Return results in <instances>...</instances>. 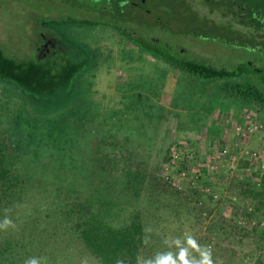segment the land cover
I'll list each match as a JSON object with an SVG mask.
<instances>
[{
    "label": "rangeland",
    "instance_id": "rangeland-1",
    "mask_svg": "<svg viewBox=\"0 0 264 264\" xmlns=\"http://www.w3.org/2000/svg\"><path fill=\"white\" fill-rule=\"evenodd\" d=\"M195 1L144 0L141 10L130 8L132 36L155 40L154 46L161 41L171 48L177 44L190 58L246 50L264 68V46L249 50V36L227 22L211 23ZM90 2L0 0V51L6 58H34L41 34L59 39L66 50L71 49L70 39L95 52L94 65L73 87L74 97L62 102H37L0 81V148L24 180L28 197L24 221L16 223L21 229L13 234L42 254L38 264H100L75 244L73 235L74 241L67 243L60 221L73 224L64 210L82 202L85 193L105 196L106 187V203L93 208L110 204L116 210L108 217L113 224L133 212L141 214L147 226L145 264H156L169 253L178 258L181 249L196 264L199 252L189 246V238L211 249L216 243L222 253L233 247L230 242L250 241L244 231L230 236L226 223L264 227V214L247 218L243 212L253 207L264 211V197L240 194L248 185L262 190L264 115L222 103L221 80L193 82L111 28L66 26L68 38L63 37L56 24L69 16H86L85 8H93ZM43 19L56 28L43 25ZM55 82L53 91L62 94V84ZM249 124L252 130L244 134ZM59 177L67 183L60 185ZM94 185L104 189L92 191ZM211 199H220L218 208ZM62 200L67 208H59ZM217 222L224 234L215 233ZM241 245L242 254L253 248Z\"/></svg>",
    "mask_w": 264,
    "mask_h": 264
},
{
    "label": "trees",
    "instance_id": "trees-1",
    "mask_svg": "<svg viewBox=\"0 0 264 264\" xmlns=\"http://www.w3.org/2000/svg\"><path fill=\"white\" fill-rule=\"evenodd\" d=\"M116 11L117 10H115V12ZM111 15L116 16L117 13H111ZM102 16H104V14ZM113 16L108 18L104 17V20L107 19L109 22L116 21L114 23H117L118 21L115 20ZM41 21L45 26L55 27L46 19ZM86 23L88 25L90 24L88 21H86ZM80 25L82 26V19L73 16L66 17L56 24L57 31L65 38H68L67 33L64 31L66 26L76 27ZM115 26L119 29L121 25L115 24ZM58 27H60V29ZM119 33L122 34V32ZM68 42L72 53L76 54H70V62L62 67L58 65H49L46 60L36 58H27L24 60L8 59L0 51V81L10 82L22 92L24 97L39 100L37 102L49 103L54 100L62 102L64 98L67 99L68 96L72 95L73 87L77 79L94 65L93 53L95 52L88 49L84 44H82V46L78 45L74 40L72 41L69 39ZM133 44L141 47L137 40H135ZM82 54L86 58L83 62ZM153 55L159 57L157 53ZM184 61L186 63L182 68L187 71L190 80L196 82L197 80L193 77L194 70L202 66L190 60ZM167 62L176 68L180 67L175 59L168 60ZM230 76L231 77L226 80L221 79L222 77L220 76H217V78L215 77V80H221L222 82L218 88L221 93H223L218 97L219 100L222 103L225 102L226 104L235 105L237 108H241V110H250L256 114L260 112V114L264 115V71L255 74V76L251 74L239 80L234 79V72L231 73ZM210 77L211 76H209V78ZM55 80H58L59 83L62 84V89L60 91L62 94L53 91L54 87H56L55 85H57ZM51 91H53V93H51ZM72 96L74 97V95ZM43 114L47 115L48 112ZM89 178L90 177H87L83 182H88ZM96 180L101 182V180ZM59 182L60 185H65V183H67L65 180L61 181L60 177ZM72 183H74V181ZM261 184L262 190L257 189L258 191H255L248 185L240 194L250 198L256 196L264 197V180ZM100 185L102 186L103 183L101 182ZM100 185H94L95 187H93L92 191H99ZM103 192L105 196L99 193L95 194L90 192V194H86L83 192L85 193V198L82 202L74 203L69 209L67 208L68 205L62 200L63 202L60 203L59 208L62 209L61 205L67 208L64 210L65 214H62L74 221L73 224H69L64 220L60 221L63 222L62 225L66 228L64 233L65 235L67 234L65 236L67 243L70 244L74 241L73 238H71L73 235L75 237V244L79 243V245L86 250L91 257L98 260L100 264H145V249L147 245L146 242H148L145 235V228L147 226L141 219V214L136 211L118 224L111 223L108 217L112 219L111 217L116 214V210H110V206H108L110 204H108L107 207H101L99 209L93 208L94 204L100 205V203H106V187ZM26 193L24 180L20 177L19 173L14 172L11 165L5 160L4 152H2L0 148V224H3L4 219L7 217L17 228L13 229L15 227L10 226L7 229H0V264H26V261L31 258L36 259L39 263V256L42 255L39 251L36 252L34 250L33 244L27 245L21 238H18L17 234H13L15 230L18 231V229H21L16 223L19 220L24 221L22 218V207L26 206L24 205L28 199ZM211 200H213L214 203L217 202L216 208H218L220 199ZM260 209L259 207H253L243 212L247 218H250L257 213L261 215L264 214V211ZM217 210L218 209H216V211ZM27 217H29V214ZM28 220L29 219H25V226L30 222ZM218 223L219 222L215 223L213 226L215 233L217 235L221 233L224 234L226 232L224 226H222V224L218 226ZM226 225L229 227L230 236L233 237L234 233L240 230V232H245V236L250 235L251 239L248 242L246 241V243L242 241H240V243L230 242L233 247H228L225 249L224 253H222V250L220 251L218 245L214 243L211 249L214 264H264V227L258 228V225L253 224L248 227H243V225H236V222L232 224L226 223ZM25 226L22 227V231L26 228ZM41 231L47 233V230ZM229 234H227L226 237ZM47 235H49L50 238L54 236V234L50 232L47 233ZM62 236L64 235L62 234ZM241 244L252 245L253 248H249L248 251L242 254L241 248L245 245ZM201 247L203 248V246ZM235 247L239 249V251H235L233 249ZM219 255H221V257ZM217 257H219V259H217ZM188 259L191 261L190 258ZM199 259L200 255L197 258L195 257V263Z\"/></svg>",
    "mask_w": 264,
    "mask_h": 264
},
{
    "label": "flooded vegetation",
    "instance_id": "flooded-vegetation-1",
    "mask_svg": "<svg viewBox=\"0 0 264 264\" xmlns=\"http://www.w3.org/2000/svg\"><path fill=\"white\" fill-rule=\"evenodd\" d=\"M93 8H85L87 15L82 14V29H92L105 26L113 29L116 32H122L125 38L132 43L137 40L140 49L149 54H156L159 56V60L167 62L168 60L175 59L179 63L180 67L177 68L178 72H184L187 75V71L183 69L185 65L184 60H190L202 67H197L194 70L193 77L196 82L203 84L209 83L215 80L217 76L222 77L221 79H229L231 73H235L234 79H241L248 75L259 74L264 71L262 64L253 56V54L246 52V50L238 51L232 53V56H214L208 55L207 58L201 56L193 58L189 57L186 49L180 48L177 44L174 48L168 47L167 43L158 42L157 46H154L155 40L148 39L147 42L140 41V39H135L132 34L134 30L131 29V25L134 24V13H131L130 8L133 12L141 10V2L135 0H90ZM199 9L205 12L208 20L213 22H227L229 25L233 26L236 30L249 36L250 45L253 46L249 48L251 51H256L264 46V1L263 0H196ZM215 5L217 6L215 9ZM115 10H117L115 12ZM148 12L143 10V12ZM111 13H117L113 16ZM108 18L113 16L117 23L105 19L101 20L102 15ZM120 17V18H118ZM129 17V18H125ZM100 19V20H98ZM126 19V21H125ZM90 23L89 25L86 23ZM120 22V23H119ZM114 23V24H112ZM115 24L121 25L118 29ZM42 43L39 47H36L34 58L46 60L49 65H58L62 67L64 63L70 62L69 55L71 54V49L66 50L64 45L61 44L59 39L46 38L43 34L40 35ZM248 38V37H247ZM154 41V42H153ZM45 43V45H43ZM42 45V46H41ZM255 46V47H254ZM246 52V53H245ZM68 55V57H67ZM215 57V58H213ZM86 58L82 54V62ZM66 63V65H67ZM209 76H211L209 78ZM220 80V79H218ZM206 81V82H205Z\"/></svg>",
    "mask_w": 264,
    "mask_h": 264
},
{
    "label": "clouds",
    "instance_id": "clouds-1",
    "mask_svg": "<svg viewBox=\"0 0 264 264\" xmlns=\"http://www.w3.org/2000/svg\"><path fill=\"white\" fill-rule=\"evenodd\" d=\"M15 227L13 222L7 217L4 219L3 224H0V229H7L8 227ZM189 246L199 252L200 259L196 261V264H214L212 259V251L210 246L198 245L194 240L189 238ZM193 264V261L188 259L187 249H181V253L178 258L173 257L171 253L158 257L156 264ZM26 264H38V261L34 258L26 261Z\"/></svg>",
    "mask_w": 264,
    "mask_h": 264
},
{
    "label": "built area",
    "instance_id": "built-area-1",
    "mask_svg": "<svg viewBox=\"0 0 264 264\" xmlns=\"http://www.w3.org/2000/svg\"><path fill=\"white\" fill-rule=\"evenodd\" d=\"M251 126H252V124H249V125L246 126V129L243 131L244 134H245V131L247 132V131L252 130ZM237 130H241V127H238Z\"/></svg>",
    "mask_w": 264,
    "mask_h": 264
},
{
    "label": "water",
    "instance_id": "water-1",
    "mask_svg": "<svg viewBox=\"0 0 264 264\" xmlns=\"http://www.w3.org/2000/svg\"><path fill=\"white\" fill-rule=\"evenodd\" d=\"M264 1V0H263Z\"/></svg>",
    "mask_w": 264,
    "mask_h": 264
}]
</instances>
